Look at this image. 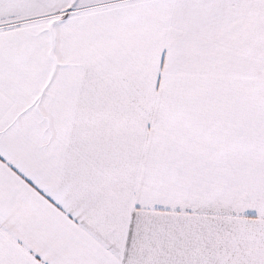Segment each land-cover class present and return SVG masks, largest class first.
Listing matches in <instances>:
<instances>
[{
	"label": "snow or ice",
	"instance_id": "snow-or-ice-1",
	"mask_svg": "<svg viewBox=\"0 0 264 264\" xmlns=\"http://www.w3.org/2000/svg\"><path fill=\"white\" fill-rule=\"evenodd\" d=\"M0 264H264V0H0Z\"/></svg>",
	"mask_w": 264,
	"mask_h": 264
}]
</instances>
